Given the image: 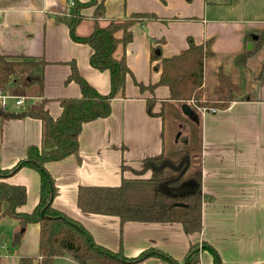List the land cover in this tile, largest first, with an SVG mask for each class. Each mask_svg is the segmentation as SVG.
I'll return each instance as SVG.
<instances>
[{
    "label": "crops",
    "instance_id": "obj_1",
    "mask_svg": "<svg viewBox=\"0 0 264 264\" xmlns=\"http://www.w3.org/2000/svg\"><path fill=\"white\" fill-rule=\"evenodd\" d=\"M103 2L105 13L100 23L122 19L133 12L153 13L157 17L131 27L126 63L137 81L148 85L159 79V71L153 70L152 65H160L161 58L150 61L153 47L158 46L164 58L184 50L188 38L196 44L210 40L212 55L204 59L203 65L204 95H213L221 70L238 87L237 96L224 110L205 111L191 102L170 101L165 85L156 86L153 92H141L127 75L125 97L112 99L110 114L82 125L78 153L45 164L57 188L52 206L82 224L98 244L115 252L121 250L128 258L152 248L185 264L190 246L197 245L200 264H204L205 256L212 263L211 253L202 248V243H207L218 252L221 264H264V61H258L264 48L242 64L235 60L240 53L253 50L264 25L247 31L242 22L212 11L219 6L218 0ZM65 10H71L68 0H0V53L42 57L47 61L43 94H39L37 85H31L25 96H15L9 92L10 85L0 93V111L26 113L44 108L57 117L61 112L60 98L80 96L75 82L64 83L70 70L67 62L72 59L91 86L101 94L108 93V71L91 67V48L74 42L66 24L57 20ZM81 14L83 19L76 34L87 35L93 30V8L83 9ZM244 71L249 72L247 81L255 95L240 93ZM16 97L21 98V103L16 102ZM151 97L156 99L153 111H163V120L147 113L146 99ZM166 116L173 122L168 129L173 131L169 142ZM40 130V121L26 114L19 118L0 117V168L13 167L25 157L29 145L39 144ZM189 134L191 138L197 136L201 164L204 200L199 232L186 234L178 222L121 224L117 216L84 213L78 208L76 195L80 185L111 187L119 185L122 178H147L150 171L137 175L143 168V159L181 149L191 141ZM3 180L26 187V202L17 210L31 212L39 199L38 172L22 167ZM28 229L32 230V241L26 239ZM38 234L37 224L27 225L17 246L18 258L38 254ZM6 256H12L11 249ZM165 261L152 255L128 264H171ZM52 264L80 263L60 256Z\"/></svg>",
    "mask_w": 264,
    "mask_h": 264
},
{
    "label": "trees",
    "instance_id": "obj_2",
    "mask_svg": "<svg viewBox=\"0 0 264 264\" xmlns=\"http://www.w3.org/2000/svg\"><path fill=\"white\" fill-rule=\"evenodd\" d=\"M160 1L164 3L166 0ZM90 7L93 8V30L87 35H78L76 27L83 19L81 11ZM104 13L103 0H74L70 15L57 17V20L66 24L74 42L91 48L90 66L99 71H108V93H99L80 75L76 61H68L70 70L64 83L75 82L79 86L80 96L60 98L61 112L57 117L51 116L44 108L27 111L26 115L40 121V143L29 145L25 157L13 167L0 168V218L9 216L17 222L11 246L14 248L20 244L28 224L39 226L38 254L22 256L18 264H52L60 256L70 257L80 264H128L152 255L178 264L170 256L152 248L143 250L135 258H128L121 250L115 252L98 244L82 224L52 206L57 188L45 164L78 153V136L82 125L110 114L112 99L125 97L127 75H131L134 85L141 92L145 89L153 92L156 86L165 85L169 89L170 101L181 104L191 102L194 107L205 110H224L237 96L238 87L221 70L217 73L213 95H204L203 65L204 59L212 55L210 40L196 44L192 38H188L184 50L164 58L156 53L159 47H153L150 61L161 58L160 65H152L153 70L159 71V79L148 85L137 81L126 63V46L132 41L131 27L136 22L157 17L153 13L133 12L125 18L100 23L99 19L104 17ZM261 48H264V29L257 34L253 50L240 53L235 58L236 63H244ZM46 64L42 57L0 53V93L11 85L10 94L25 96L28 87L37 85L42 95ZM155 101L154 97L146 99V111L163 120V111H153ZM196 147L195 143H185L181 149L144 158L143 168L137 175L150 171L147 178H122L119 185L111 187L80 185L76 195L78 208L84 213L117 216L121 224L126 221L178 222L186 234L199 232L204 199L201 193V164L199 160L196 161L198 154L194 153ZM22 167L32 168L39 174V199L31 212L17 210L26 202V187L3 180L8 173ZM184 185H196L197 189L180 195L169 192V189ZM202 248L211 253L213 264H221L219 254L212 246L202 243ZM199 252L197 245L190 246L185 264H200Z\"/></svg>",
    "mask_w": 264,
    "mask_h": 264
},
{
    "label": "rangeland",
    "instance_id": "obj_3",
    "mask_svg": "<svg viewBox=\"0 0 264 264\" xmlns=\"http://www.w3.org/2000/svg\"><path fill=\"white\" fill-rule=\"evenodd\" d=\"M218 1H219V6L216 8H211L212 11L214 12L219 11L223 13L224 16L229 20H236L242 22L245 29H247V31H253L255 30V28L264 25V0H218ZM69 15H70V10H65L63 14H60L57 17L69 16ZM258 56L260 57V59L258 60L259 63H262L261 60L263 59L262 61H264V49ZM248 75L249 72L244 71L243 77H241L240 79V83H239L241 84L240 93L241 94L249 93L251 95H255V91L253 90L251 84L247 81V78H249ZM166 118H167L166 119L167 130L165 131V134H166L167 142H169V140L172 137L173 131H168V129L169 127L170 128L173 127L172 125L173 122L171 121L172 119L169 116H166ZM189 137L191 140L189 143L192 144L195 143V145H197V136L194 135L191 138V135L189 134ZM181 148H183V146ZM194 153L198 154L197 147ZM198 160L199 157L197 156L196 161L198 162ZM16 226H17V222L14 218L9 216H3L0 218V264H18L19 258L17 257V255L19 254V249L18 247L13 248L11 246V239ZM32 235H33L32 230L28 229L26 233V239L28 241L34 240V236ZM8 249H11L12 256H6ZM207 258L208 257L205 256L204 264H212L213 262L211 263V261L210 263L207 262Z\"/></svg>",
    "mask_w": 264,
    "mask_h": 264
},
{
    "label": "water",
    "instance_id": "obj_4",
    "mask_svg": "<svg viewBox=\"0 0 264 264\" xmlns=\"http://www.w3.org/2000/svg\"><path fill=\"white\" fill-rule=\"evenodd\" d=\"M156 53H159L158 50H156ZM0 113L4 116V117H9V118H19L24 116L26 113L24 111L21 112H3L0 111ZM197 189L196 185H190V186H180L178 188H173V189H169V192L173 195H180V194H185L187 192L190 191H195Z\"/></svg>",
    "mask_w": 264,
    "mask_h": 264
},
{
    "label": "built area",
    "instance_id": "obj_5",
    "mask_svg": "<svg viewBox=\"0 0 264 264\" xmlns=\"http://www.w3.org/2000/svg\"><path fill=\"white\" fill-rule=\"evenodd\" d=\"M69 1V6L70 7H72L73 6V4H74V0H68ZM16 102L17 103H21V98H19V97H16ZM2 105H4V101L2 100ZM202 110H205V109H202ZM205 111H212V112H214L215 111V109H210V110H205Z\"/></svg>",
    "mask_w": 264,
    "mask_h": 264
}]
</instances>
